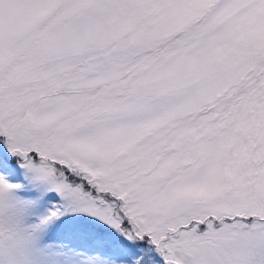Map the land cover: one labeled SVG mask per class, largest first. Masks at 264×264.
<instances>
[{
  "label": "snow or ice",
  "instance_id": "6c2138e0",
  "mask_svg": "<svg viewBox=\"0 0 264 264\" xmlns=\"http://www.w3.org/2000/svg\"><path fill=\"white\" fill-rule=\"evenodd\" d=\"M23 169L85 264H264V0H0Z\"/></svg>",
  "mask_w": 264,
  "mask_h": 264
},
{
  "label": "rangeland",
  "instance_id": "374dc122",
  "mask_svg": "<svg viewBox=\"0 0 264 264\" xmlns=\"http://www.w3.org/2000/svg\"><path fill=\"white\" fill-rule=\"evenodd\" d=\"M50 196L49 181L27 169L0 184V264H85L83 250L56 228Z\"/></svg>",
  "mask_w": 264,
  "mask_h": 264
},
{
  "label": "trees",
  "instance_id": "16d2710c",
  "mask_svg": "<svg viewBox=\"0 0 264 264\" xmlns=\"http://www.w3.org/2000/svg\"><path fill=\"white\" fill-rule=\"evenodd\" d=\"M23 186H19V188H22Z\"/></svg>",
  "mask_w": 264,
  "mask_h": 264
}]
</instances>
